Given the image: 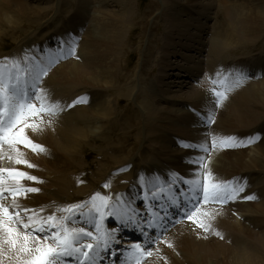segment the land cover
Listing matches in <instances>:
<instances>
[{
  "label": "bare ground",
  "instance_id": "1",
  "mask_svg": "<svg viewBox=\"0 0 264 264\" xmlns=\"http://www.w3.org/2000/svg\"><path fill=\"white\" fill-rule=\"evenodd\" d=\"M110 1H99L98 11L96 7H92L91 11L97 12V14L93 15L92 23L86 22L85 24V18L80 17L81 15L79 16V14H76L78 17H75L73 20L74 23L71 21L74 26L73 29L69 22L70 27L64 28L65 33L68 32L64 40L69 41L68 44L70 46V42H73L69 36L70 32L78 38L77 45L71 46V48L75 49L74 54H72L74 58L58 64L53 68L52 73H50L51 75L44 76L41 80V90L47 94L49 99L56 100L58 97L61 98L64 95L76 93L78 89H82L78 94H81L79 98H83L84 102L76 103V111L68 116L65 114L61 115L62 113L60 111L56 115L47 114L46 116H42L43 123L40 124L39 131L34 132L30 128L25 130L30 139L42 145L45 149L43 152H34L23 145L18 146L19 150L24 153V159L34 165V167L29 168L24 164L18 165L15 162H11V164L18 166L23 165L29 169L27 173L35 177L39 174L43 176L48 174L49 177L47 178L49 180H46V178L44 180H46L45 184L50 187L48 193L53 194L51 199L54 203L60 199L68 198V191L72 188L76 189V192L80 195L86 194L89 189L85 185H76V178L72 175L69 176V179L66 177L67 171L74 164L73 158H77V156L79 157L83 153L82 143L86 142L87 124H93V126H90L92 129L96 128L92 131L93 134L104 133L111 126L109 122L116 119V117L118 119L120 117L116 111V105L108 95L110 89L113 90L116 82L114 81L112 73L107 69V64L110 62V59L114 58L121 44L123 35L121 28L124 21L122 15L110 16L108 11H105ZM182 1L184 3L177 0L176 7L180 5V10L183 14L192 15L193 8L195 9L197 3L201 0ZM219 1L217 0V2ZM227 1L229 5L233 2L231 0ZM231 7L234 8V12H237V15L231 17V19L233 18L231 24H225L224 38L218 39L217 41L214 40L211 44V56L215 58H219V56L224 54L228 43L233 41H250L251 37L256 40L264 32V0H235L231 4ZM33 8L23 6L20 0H0L1 26L8 24L11 29L19 28L24 19L40 17L44 12V9ZM225 9L223 10L226 11ZM243 10L247 14H243ZM59 16H55L50 26L44 27L45 24H50L49 22L40 24L39 29L41 27L44 28H41L36 36L23 41L24 49L22 50V54L19 59L13 58V60L18 61L20 64L21 62L28 64L27 69L26 67L22 68L20 64L19 66L21 69L26 70L21 75L23 79L28 74L30 88L33 85V80L42 74L36 71L37 66L32 63L36 55H39L36 52L45 48L52 50L51 44L49 43H42V48L38 46L36 38H40L43 31H48L49 36H51L50 38L54 40V44L60 48L64 47L61 42L62 32L54 35V28L60 20L58 18ZM227 18L228 16L225 15V21ZM112 19L116 20L117 23ZM81 27L86 29V31L84 30L83 38L80 30ZM10 57V55H7V59L0 60V65L3 61L10 60ZM43 57V62L48 67L50 62H59L62 55L55 52L52 59ZM243 62H250V59L240 61L239 64ZM227 63L225 59H221L215 65L213 64L214 68L210 70L211 72L209 71L210 74L206 77V80L209 78L224 82L221 84L220 90H223L226 99H222L219 104L222 107L224 102L227 101L225 111L228 115L231 128L230 135L228 136L236 137L237 141L244 142L247 146H220V152L216 153L215 157L210 160L209 158L214 154V149L211 150L210 155L204 154L199 145L206 143L207 138L204 137L210 134L214 122L207 127L206 123L204 124L199 117L194 116L195 114L189 111H187L189 115L181 114L180 118L173 117L175 120L181 119L178 122L170 120V116L173 114L169 112V115L166 113L164 117L165 120H170L168 124L171 126V130L175 131L176 135L173 132H168L166 133L167 138L164 135H159L157 140L158 143L163 144L161 146L164 147L166 155L160 158L161 156L159 157L158 154L157 156L155 152L147 149V147L144 148V155H150L152 160L157 157L159 160H156L155 163L144 164L142 157L138 153L139 156L137 155L134 159L124 163L125 165L113 170H118V175H113L117 177L112 183L117 185L122 177L126 181L124 187L126 185L129 186L120 189V192L114 198L111 196L112 198L109 204L120 200L122 197H127V199H133L135 201L137 192L142 191L145 187L150 188L149 184L146 186L145 183L153 182L152 188L154 189L168 183L172 179L173 174L185 178L188 181L197 178L203 181V173L210 169L216 181H230L235 178L246 183L244 192L240 193L235 200L230 201L228 206L206 205L214 207H201V214L204 212L210 214L209 217H204L201 214L197 216L198 219H204L211 225L208 233L198 227L192 220L180 224V226L170 231L164 239L157 241L156 247L153 248L151 258L145 264H149L151 260L152 264H264V124L261 122L259 126L257 125L260 117L264 115V83L257 82V84L255 82L256 84H251L250 88H247V91L240 89L242 88L240 87L233 93L225 92V77L220 75L216 77L219 73L216 69L221 67L219 70H224L226 77L235 75L236 72H234L233 67L229 68L225 66ZM113 65L114 59L111 66ZM246 66H248L246 63L238 65V70L242 71ZM207 67H211V65ZM0 71H3L5 77L8 76L9 72L13 75L16 74L13 68L3 67ZM194 76L196 77L197 73ZM195 77H192L194 81ZM247 86L249 87V85ZM212 88L211 83L207 86L205 84L202 86L201 84V87L196 88L192 94L189 93L188 99L183 97L181 101H185L184 103H187L190 107L198 108L204 113L206 111L205 115L207 119L209 116L213 118L216 111H218L213 105L218 106V99L214 96ZM74 99L72 98V100ZM72 100L70 101L71 104L68 102L69 100L66 101L68 105H72ZM85 104L89 106H85ZM150 106V119H155L157 116L160 117L158 113L160 111L154 105ZM81 110L85 114L79 113ZM192 115L196 119L192 118ZM71 121H74V125H71ZM181 123L185 124V126L181 127L179 125ZM250 137H254L256 141L260 137L263 138L259 143L251 145L247 144ZM118 142H120L119 139ZM207 145L210 147L211 144L209 145L207 143ZM200 150L201 152H199ZM0 152L8 153L7 145L3 146ZM126 155L123 154L121 157L117 156L113 160L117 161V164H122V159L129 157ZM165 157H168V159H165ZM200 157L204 158L203 163L206 166L204 168L195 162ZM7 160H9L7 155L0 157V168L8 166ZM103 167L107 168L109 165L103 164ZM131 168H133V174L138 178L133 184H130L131 178L124 175ZM81 169H83V166ZM197 173H200L199 177H197ZM41 175L38 177L39 180L42 179ZM57 175L60 177V180L56 178ZM25 186L38 188L36 182L28 180H26ZM102 188L108 190V186ZM116 189L115 187L114 193L118 192ZM126 191L127 194L122 195ZM121 195L122 197H120ZM248 195H254L256 198L254 200H247L244 197ZM102 196L106 195L103 194ZM10 198V201L4 202L11 204L12 197L10 196ZM17 200L22 206L36 210L43 217L54 214L46 209L48 208L50 198H48V195H42L40 189L38 192L27 193L26 196H19ZM87 201L91 202L88 199L83 203ZM58 205L60 204L58 203ZM128 207V203L124 205V208ZM221 207L228 208L223 209ZM10 211L15 210L10 209ZM59 211L56 210L55 212L59 213ZM78 211H74L73 213ZM73 213L62 211L59 217H65ZM21 215L24 214L21 213ZM56 216L58 217V215ZM211 217H214V219ZM115 218L120 221V224H125L124 218ZM25 222H27L26 217ZM71 222L74 223L75 228L82 227L85 229V224L81 218L72 220ZM88 222L92 224L94 218L88 216ZM21 231H23L22 228ZM111 232L114 235L116 234V226L111 229ZM217 232L220 233L219 236L216 235ZM83 243L87 242L83 240ZM11 255L12 253L7 252L4 256L0 257L2 264H16L14 259H9Z\"/></svg>",
  "mask_w": 264,
  "mask_h": 264
},
{
  "label": "rangeland",
  "instance_id": "2",
  "mask_svg": "<svg viewBox=\"0 0 264 264\" xmlns=\"http://www.w3.org/2000/svg\"><path fill=\"white\" fill-rule=\"evenodd\" d=\"M20 1L23 6L31 9H34L33 7L41 8L44 9V12L40 17L24 19L19 28L11 29L8 24H4L5 27L0 24V57L14 53L15 51H22L21 48L24 47L23 41L36 36L41 28L50 26L56 15H60L58 17L60 20L54 28V34L62 32V36L65 35V31L62 30L63 28L71 25L73 29L72 22L76 16L78 17L76 14L86 19H84L85 24L86 22L92 23L93 15L97 14L96 11H91L92 7H96L98 11V2L101 0ZM176 1L111 0L108 2L109 5L107 4L105 11H108L110 16L122 15L124 21L121 28L123 30L122 41L113 58L114 65L111 66L113 59H110V62L107 64V69L112 73L116 82L113 90L110 89L108 95L116 105V111L120 117L119 119L116 117V119L110 121L109 124L111 126L104 133L93 134L92 131L96 128L92 129L90 126H93V124H87L86 142L82 143L83 153L79 157L73 158L74 164L67 171L66 175L68 179L70 175L76 178V185L88 186L89 189L86 194L80 195L76 192V189L72 188L68 191V198L65 196L66 198L54 203L51 199L53 194L48 193L50 187L45 184L46 180H49L47 178L49 175L45 174L43 176L39 174L42 176L41 180L38 178L39 175L36 176L38 181H42L36 182V185L42 191V195H48V198H50L48 208L46 209L58 215V217L62 211H59V213L55 211L69 206L83 204L85 208L91 207L90 204H87L89 201L83 202L88 199L91 200V197L97 192L100 195L110 196V198L118 195L120 189L126 188L129 185L124 187L125 179L121 177L116 189L118 192L114 193L115 185L112 181L117 177L113 176L116 175L114 174V169L134 159L138 153L142 157L144 164L155 163L156 160H159L156 157L155 159L153 158L155 160L153 161L150 155H144V148L148 147L147 149L155 152L159 157L161 156L160 158L166 155L164 147H162L163 144L157 142L159 135L166 137V133L168 132H173L176 135L168 123L170 120H175L173 117L180 118L181 114L189 115L187 110H191L190 105L184 103L185 101H181V98L188 99L189 95L196 88L201 87V84L202 86L204 84L208 85L206 74L210 70H213L218 60L225 59L227 62L236 64L242 58L252 59V64L263 68V72L251 78V81H248L240 89L247 91L251 84H256L257 82L264 83V79H262L264 78V32L256 40L251 37L250 41H233L228 43L226 51L219 58L211 56V44L214 40L217 41L224 38L225 24H231L233 21L231 17L237 15V12H234V8L231 7V4L235 0H231L233 2H230V5L227 0H220L219 2L217 0H201L197 3L196 8H193L192 15L183 14L180 10L181 6L178 5L179 7H176ZM179 1L184 3L182 0ZM224 8H226V11L223 10ZM244 13L247 14L243 10ZM224 14L228 16L227 20H229H226L227 23ZM113 21L117 23L116 20ZM47 22L50 24H45L44 27L39 29L40 24ZM84 30L86 31L85 28L81 29L82 36L85 33ZM42 33L40 38L34 37L37 39V42L43 41L50 35L48 31H43ZM208 65H211L212 68L207 67ZM219 68L221 67H218L216 70H219ZM50 73L52 72L49 71L48 75H51ZM196 73L197 76L195 77ZM220 73H224V70ZM192 77H195V81ZM81 90L78 89L76 93L67 94L61 98L58 97L56 102H59L61 105V115L65 114L68 116L76 111L77 107H69L68 102L72 100L71 97L78 96L79 98L80 94L78 95V93ZM51 102H53V99ZM150 105H154L157 110L162 111L161 114L157 111L161 118L157 116L155 119H150ZM226 105L227 101L224 102L222 107H215L218 111H216V114L212 118L213 121L215 119L214 125L210 130V134L204 137L207 140L209 139L206 141L209 145L211 144L210 140L212 136L222 138L230 135L231 128L228 115L225 111ZM85 106L89 105L85 104ZM82 111H79V113H82ZM169 112L173 115H171L172 117L170 116V120H165L164 116ZM82 114H85V112ZM192 118L195 117L192 115ZM175 121L180 122L181 119H176ZM71 122V125H74V121ZM261 122L264 124V115L260 117L257 125L259 126ZM182 123L179 125L184 127L185 124ZM257 125L255 124L256 127H258ZM255 126L254 128H256ZM118 139L120 142H118ZM219 147L217 146L214 149V154L209 158L210 160L215 157L216 153L220 152ZM123 154H127L126 156L129 157L122 159V164H117V161H114L113 158L117 156L121 157ZM165 159H168V157H165ZM6 162L8 166L3 168L11 167L25 172L29 170L23 165L11 164L14 160H7ZM103 164H108L109 167H103ZM82 166L83 169H81ZM124 175L131 178L130 184L135 183L138 179L133 174V168ZM56 178L60 180L58 175ZM21 182L24 185L26 184V180ZM105 184L108 185V190L102 188L105 187ZM10 199V195H8L6 201H10ZM226 208L228 207L223 209ZM149 264H152V260Z\"/></svg>",
  "mask_w": 264,
  "mask_h": 264
},
{
  "label": "snow or ice",
  "instance_id": "3",
  "mask_svg": "<svg viewBox=\"0 0 264 264\" xmlns=\"http://www.w3.org/2000/svg\"><path fill=\"white\" fill-rule=\"evenodd\" d=\"M75 49L70 48L69 54H74ZM4 66L0 65V69ZM12 68L16 70L13 75L9 72L5 77L3 71H0V149L7 145L8 153L0 152V157L7 155L9 160H14L15 164H24L27 167H34L26 159L24 153L18 148L19 145L30 148L34 152L45 151L44 147L35 143L26 134V129L36 132L40 130V124L43 123L42 115H56L62 111L58 102H51L47 94L43 90H38L37 84H33V92L28 93L27 88L22 83V75L26 70L21 69L19 62L13 60ZM41 73L46 75L47 70L41 69ZM245 77H238L234 82V86H239ZM39 80V76H37ZM213 83H221L213 81ZM227 90V89H226ZM214 94L222 99H226L224 92L215 91ZM33 97L35 101L33 102ZM84 102L83 98L73 101L72 105ZM211 116L208 117V123H213ZM256 139L250 137L247 144L255 143ZM191 146V145H188ZM217 146L235 147L247 146L244 142L237 141L234 136L218 138L212 136L211 146L207 143L199 145L202 151L210 155L211 150ZM203 157L195 161L202 168L206 167L203 163ZM199 177L200 173L196 174ZM28 180L38 181V178L20 171L15 168H0V257L7 252L12 253L10 260H15L16 264H65V258L74 259L77 264H96L95 253L100 247L102 241L105 249L109 246V241H115L114 233L110 231H101L102 222L105 215L121 217L125 216L128 221L133 219L127 212H122L118 204H109L110 197L102 196L96 193L91 197L92 209L87 213L89 217H93V211L99 215L100 222L96 223V232L100 233L94 236L92 232L86 231L84 228H68L67 222L70 216L57 217L56 215L41 216L36 210L22 206L17 197L26 196L27 193L38 192L35 187H27L21 181ZM191 188L193 193L192 200L194 203L185 211V216L192 220L198 227L209 231L211 225L204 219H198L200 213V204L206 203H227L235 200L238 195L244 192L246 183L237 179L230 181H216L211 170L204 173V180L194 179L184 181ZM108 185L105 184V187ZM8 195L12 197L11 204H6ZM247 200H254V195L244 197ZM83 207V205H73L60 211L73 213L75 210ZM14 209L15 211H10ZM105 209H110L105 212ZM43 211V209H41ZM23 213L24 215H21ZM84 215V213H81ZM201 215L209 217V213L204 212ZM25 217L27 222H25ZM214 219V217H211ZM149 226H152L151 224ZM21 228L23 231H21ZM216 235H220L219 232ZM86 238L96 241L93 243H81ZM171 247V245H169ZM135 249L140 250V245H134ZM151 255V253H147ZM2 264V261H0Z\"/></svg>",
  "mask_w": 264,
  "mask_h": 264
}]
</instances>
